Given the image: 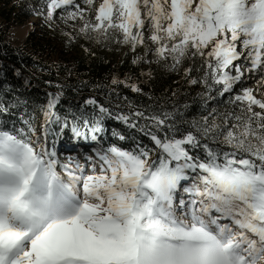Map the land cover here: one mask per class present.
Listing matches in <instances>:
<instances>
[{"label":"snow or ice","instance_id":"snow-or-ice-1","mask_svg":"<svg viewBox=\"0 0 264 264\" xmlns=\"http://www.w3.org/2000/svg\"><path fill=\"white\" fill-rule=\"evenodd\" d=\"M19 4L50 29H72H61L69 44L143 48L133 65L183 68L207 114L135 105L118 90L144 94L131 77H113L103 103L89 97L64 115L66 85L46 81L56 91L42 119L0 92V264H264V0ZM217 96L224 111L208 108ZM109 120L151 146L106 145Z\"/></svg>","mask_w":264,"mask_h":264},{"label":"trees","instance_id":"trees-1","mask_svg":"<svg viewBox=\"0 0 264 264\" xmlns=\"http://www.w3.org/2000/svg\"><path fill=\"white\" fill-rule=\"evenodd\" d=\"M34 17L36 16L23 10L19 0H0V92L9 99L15 95L26 100L29 111H35L40 119L42 116L39 108L46 103L47 93L56 91L55 87H49L46 81H51L52 85L57 83L66 85V99L62 101L63 107L59 108L60 114L64 115L69 106L78 108L83 100L89 97L94 96L103 103L108 93V88L103 86L109 85L113 77L119 79L131 77V82L137 83L143 90L144 94L133 93L123 86L118 89L121 97L126 96L135 105L145 107L164 105L170 109L174 104L177 106L187 104L190 106L186 112L189 120L207 114L202 106L203 101L198 96L202 89L198 85L190 87L187 84L183 78V68L178 73L169 71L164 67V61L159 64L133 65L134 56H142L143 48L133 53L126 45L96 44L83 38H77L74 43L69 44L68 38L61 34V29L64 31L72 29L66 28L63 24L50 29L40 18L36 28L27 34L22 45L13 46L8 39L10 31ZM73 35L76 33L73 32ZM85 48L88 49L87 52ZM151 58L150 56L149 59ZM189 63L190 61H185L184 67L189 66ZM145 70L151 75L144 76ZM17 71L20 72L19 77L15 74ZM192 75L197 73L193 71ZM25 79L31 81L30 87H25ZM97 85L101 87H96ZM239 88L240 85H237L236 90ZM112 99L117 102L114 94ZM212 107L224 111L229 106L224 98L217 96L215 100L208 102V108ZM39 123L40 120L37 121V127ZM106 128L107 135L103 137L106 145L118 143L125 148H131L134 146V139H140L144 144L151 146L146 137L127 129L117 121H106ZM113 130L125 135L127 139L123 142L118 141L112 136ZM63 141L66 145H71L70 132L66 133Z\"/></svg>","mask_w":264,"mask_h":264},{"label":"rangeland","instance_id":"rangeland-1","mask_svg":"<svg viewBox=\"0 0 264 264\" xmlns=\"http://www.w3.org/2000/svg\"><path fill=\"white\" fill-rule=\"evenodd\" d=\"M40 21L39 18L34 17L32 19H30L29 21L25 22L24 24L21 25H17L15 26L9 33V42L13 45V46H20L22 45L23 41L25 40L27 34L33 29L36 28L37 23ZM147 70H145V72L143 73L144 76L146 75ZM254 85V81L253 80H249L247 81L246 86H253ZM72 144V143H71ZM65 142L62 140L61 141V149L65 148ZM74 147V146H73ZM83 148V147H81Z\"/></svg>","mask_w":264,"mask_h":264}]
</instances>
